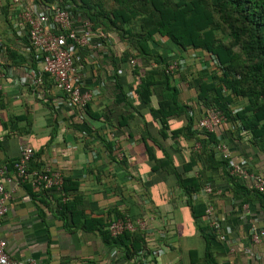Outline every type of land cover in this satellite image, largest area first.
Returning <instances> with one entry per match:
<instances>
[{
    "label": "crops",
    "instance_id": "1",
    "mask_svg": "<svg viewBox=\"0 0 264 264\" xmlns=\"http://www.w3.org/2000/svg\"><path fill=\"white\" fill-rule=\"evenodd\" d=\"M41 10L35 0H0V168L12 177L10 165L18 159L19 148L29 147L33 152L29 170L59 172L77 184L79 201L72 209L78 214L74 218L78 226L71 216L60 217L59 190L37 189L30 181L8 182L0 239L9 257L21 264H206L208 246L215 264H264V237L257 244L249 239L252 225L264 228L257 201L233 195L221 168L207 163L203 137L171 134L187 124L185 117H171L166 137L159 134L161 125L153 121L148 108L139 107L132 91L144 74L133 72L141 67V57L115 34L101 42L92 33L89 45L75 46L74 76L92 96L84 108L56 107L63 96L46 74L45 83L32 85L35 75L43 76L41 62L23 42L26 27L19 16ZM85 22L73 19L74 30L80 33ZM170 45L159 36L149 43L152 55L184 59V69L169 79L179 104L191 108L196 123L206 113L197 98L198 88L217 73L215 62L200 51L183 52ZM126 49L131 52L129 60L139 66L123 64V74L116 75L112 58L119 59ZM149 67L156 68V63L151 61ZM244 103L235 99L231 111H239ZM157 107L153 96L149 108ZM129 115L125 126H120ZM235 126L227 122L213 132L221 137L231 160L244 162L250 172L264 178V153L245 132L237 137ZM146 127L154 141L142 138ZM176 173L204 185L188 197ZM238 181L250 186L244 179ZM206 186L211 188L208 193ZM208 206L210 216L205 213ZM114 211L145 225L140 232L146 250L133 260H126L123 246L106 244L100 232L81 227L84 221L79 214L106 226L117 219ZM213 220L224 240L215 235L206 242ZM122 239L130 244V238ZM157 250L162 254L154 255Z\"/></svg>",
    "mask_w": 264,
    "mask_h": 264
},
{
    "label": "trees",
    "instance_id": "2",
    "mask_svg": "<svg viewBox=\"0 0 264 264\" xmlns=\"http://www.w3.org/2000/svg\"><path fill=\"white\" fill-rule=\"evenodd\" d=\"M110 1L111 7H105L103 0H35L37 7H41L43 9L41 11L47 13L55 5L67 6L72 19L80 17L90 23L92 33H99L104 37L113 33L121 42L126 43L130 50L137 51L141 57V67L134 68L133 72L136 75L139 72L144 74L139 85L132 91L139 107L148 108L153 121L161 125L159 134L166 137L167 123L171 117H185L187 124L182 129L172 131L171 134L183 135L195 140L203 137L207 163L221 168L234 196H243L249 202L256 200L264 214V194L230 176L226 161L216 156L215 145L222 140L221 137L216 136L214 132L197 128L200 119L195 123L191 116V108L179 104L177 91L171 85L170 77L165 73V67L173 58L152 55L149 47V43L159 36L168 40L170 47L173 46L183 52L200 51L208 55L215 62L217 73L209 81L199 85L198 100L206 112L213 109L219 111L227 122L236 125L233 133L237 137L241 132L248 134L252 142L264 153V0ZM31 14L36 15V13ZM104 39L101 37L99 41L104 42ZM27 40L26 29V38L23 42L31 48ZM31 50L33 53L31 56L34 58L35 55L39 58L37 52L32 48ZM6 53L10 58L12 54L9 49ZM129 55L131 52L126 49L119 59L112 58L116 75H119L118 71L123 74V64L129 65ZM151 61L156 63V68L149 67ZM46 77L43 74L42 83L47 81ZM116 84L119 85L117 79ZM153 96L157 98V109L149 108ZM235 99H242L245 103L234 113L231 111V106ZM132 109L135 114L140 115L134 106ZM129 117L132 116L124 117L123 124L119 125L125 126ZM146 131L141 135L142 138L154 141L147 127ZM106 148L112 156V148L109 145ZM31 163L32 159L29 162L30 169ZM10 167L13 168V164ZM176 178L188 197L198 192L204 185L197 180L184 179L177 173ZM50 192L56 193L55 190ZM59 193L60 217L65 218L69 215L72 223L76 225L74 218H77L78 214L72 207L74 201H79L77 184L73 180L63 179ZM79 215L81 221H84L81 225L83 229L97 230L106 244L123 246L126 260H133L138 253H143L145 240L141 232L131 234L124 232L113 238L107 229L105 230L107 225L97 220H87L82 214ZM114 217L124 218L117 211H114ZM87 223L92 226L87 227ZM215 235L211 228L210 234L206 235V242ZM122 238H130L128 239L130 244L124 243ZM205 262L215 264L208 246L205 250Z\"/></svg>",
    "mask_w": 264,
    "mask_h": 264
},
{
    "label": "built area",
    "instance_id": "3",
    "mask_svg": "<svg viewBox=\"0 0 264 264\" xmlns=\"http://www.w3.org/2000/svg\"><path fill=\"white\" fill-rule=\"evenodd\" d=\"M20 22L27 29L29 45L37 52L41 62V74H46L53 82L54 87L63 96L56 107L63 104L69 107L84 108L91 100V92L83 90L77 83L74 76V59L73 51L75 46L89 45L91 41L90 23L85 22L83 30L78 33L73 28V19L69 12V7L53 6L49 13L39 12L32 15L30 12L23 11L20 13ZM99 38H104L99 34ZM131 66H139L134 59H130ZM185 61L181 57L173 58L165 67V73L171 78L184 69ZM22 83H25L22 81ZM42 84V76L35 75L32 78V85L36 88ZM237 110L234 111V113ZM198 127L207 132H213L219 126L227 125L225 117L216 110H210L198 121ZM215 152L219 158L226 161L227 170L230 176L240 180L244 179L250 187L259 193L264 194V178L258 174L248 170L247 164L244 162H235L231 160L227 147L221 141L215 145ZM33 156V152L29 147L19 148V156L13 164V175L9 177L5 168H0V226L2 219L6 213V193L4 185L14 181L16 183H24L30 181L32 186L37 189L60 190L63 184V177L59 172L47 170H29L28 165ZM211 191L209 186L204 188V192ZM207 216L212 214V208L207 207L205 211ZM211 228L219 239L224 240L220 234V226L216 220L211 222ZM145 225L142 221H131L127 218H117L110 221L107 225V231L113 238L123 234L124 232H140L145 231ZM250 241L253 244L259 243L264 237V228L258 229L254 225L249 230ZM159 256L162 251L153 252ZM0 264H21L9 257L6 251V243L0 239Z\"/></svg>",
    "mask_w": 264,
    "mask_h": 264
},
{
    "label": "rangeland",
    "instance_id": "4",
    "mask_svg": "<svg viewBox=\"0 0 264 264\" xmlns=\"http://www.w3.org/2000/svg\"><path fill=\"white\" fill-rule=\"evenodd\" d=\"M103 3L105 7H111L110 4H112L110 0H103Z\"/></svg>",
    "mask_w": 264,
    "mask_h": 264
}]
</instances>
